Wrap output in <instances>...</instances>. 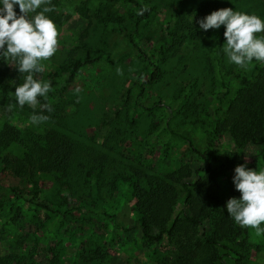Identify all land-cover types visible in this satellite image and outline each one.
I'll return each mask as SVG.
<instances>
[{
  "label": "rangeland",
  "instance_id": "1",
  "mask_svg": "<svg viewBox=\"0 0 264 264\" xmlns=\"http://www.w3.org/2000/svg\"><path fill=\"white\" fill-rule=\"evenodd\" d=\"M87 1L97 14L89 25L74 8L84 0H58L65 15L58 28V48L62 47V37L73 31L78 45L77 34L87 25V47L80 52L91 59L78 69L64 90L58 125L33 124L28 117L20 116L13 122L15 126L32 132L55 127L72 140L99 150L114 148L115 153L110 154L127 158L125 163L149 166L160 175L177 172L189 184L205 182L202 188L208 187L218 198V205L227 210L226 202L237 194L235 166L247 159L250 168L264 170V142L235 146L221 128L222 115L215 109L218 104L224 109L235 95L240 80L231 75L235 69L251 80L264 62L254 59L246 68L230 62L223 52L226 38L219 43V29H209L179 48L176 43L188 21L195 20L188 30L198 24L197 30L204 31L199 20L221 8L264 19V0H146L151 18L131 30L132 43L152 62L157 60L159 78L152 85H144L142 91L137 85L147 80L151 67L137 50L125 51L124 36L131 28L134 10L122 0ZM115 26L128 29L109 30ZM256 35L264 37V32ZM118 56L120 59L111 62ZM41 63L45 72H54L46 61ZM220 75L227 76L226 92L220 85ZM56 78L61 83L65 76ZM153 101L159 105L150 106ZM191 104L196 107L186 111ZM167 126L182 131L190 144L169 135ZM124 177L121 175L113 191L105 193L104 188L95 190L94 180L90 179L92 190L87 198L78 186L69 192L58 189L43 163L36 165V183L16 182L15 193L10 191L12 182L1 177L0 255L11 254L8 264H13L15 256L20 264H168L165 258L170 257L172 242L165 232L159 233L158 226L152 227L150 238L141 235L131 190L133 179ZM175 187L177 198L170 207L166 229L184 205L185 193L178 183ZM33 193L35 198L30 203ZM38 201L49 210L36 207L34 202ZM114 223L123 229L115 228ZM235 224L240 230L236 240L242 239L243 244L237 242L236 254L223 256L221 261L264 264V234L257 236L255 229ZM260 227L264 228V223Z\"/></svg>",
  "mask_w": 264,
  "mask_h": 264
},
{
  "label": "trees",
  "instance_id": "2",
  "mask_svg": "<svg viewBox=\"0 0 264 264\" xmlns=\"http://www.w3.org/2000/svg\"><path fill=\"white\" fill-rule=\"evenodd\" d=\"M109 1L110 3L116 2V0ZM122 1L134 10L131 28L124 36L127 40L125 41L127 45L125 51L130 50V48L137 50L151 67L147 80L141 81L137 85L142 91L144 85H152L158 80L159 67L157 60L152 62L138 46L132 43L131 30L138 29L151 18V8L147 5L146 0ZM211 1L213 0H209V2ZM87 3L88 1L84 0L82 4L74 8L82 18L88 21L87 25H89L92 16H97V14L96 10L87 6ZM51 4L54 6V10L47 15L59 28L65 15L59 9L58 0H51ZM14 7L17 15H19V6ZM145 7L147 10L143 11V14H139L141 9ZM188 23L182 29L188 30L190 24H195V20L188 21ZM87 25L77 34L78 45H76V38H74L75 31L72 34H66L61 39L62 47L58 48L52 58L42 61H46L53 67V73L44 71L35 74V78L51 83V90L47 97L39 98L41 104L51 106V112L45 109L41 113L39 107L33 110L28 105L20 107L15 102V89L23 84L27 73H20L17 68L10 66L3 58H0V178L11 181L10 191L14 192V183L16 182L34 185L36 183V165L43 163L58 189L69 192L78 186L82 191V196L87 198L88 193L92 190L89 184L90 179L94 180L92 184L96 186L95 190L99 191V189L104 188L105 191L102 192L105 193L115 189L121 175L122 178L124 176L131 177L133 179L131 190L135 197L134 210L137 213L141 235L150 238L152 227H161L159 233L165 232L173 244L170 257L165 258L168 264H215L216 262L224 264L221 261L223 256L236 254L234 247L237 245L236 236L240 230L227 210L218 205L216 195L210 193L208 187L202 188L205 182L201 183L196 180L189 184L186 180H181V176L177 172L160 175L152 171L149 166L131 162L125 163L123 160H127V158H122V156L116 158L110 154L115 153L114 148H108L107 152L99 150L72 140L55 127H47L40 132H32L27 127L22 130L13 123L20 116L28 117L30 120L35 111V114H43L49 117L45 123L58 125L64 90L71 83L78 69L91 61L88 54L80 52L87 47L86 39L89 35ZM110 29L125 31L128 28L115 26ZM197 29L198 24L197 28L192 27V30H188L186 33L182 30L177 39V47L194 42L206 32ZM225 30V28H219V43L225 39ZM178 48L172 50L173 53L170 55L174 54ZM118 59L120 56L115 60H110L114 62ZM9 63L14 65L12 61ZM235 70L231 75L240 77L235 95L227 100L224 109L218 104L219 106L215 110L220 111L222 115L221 128L225 129L235 146L242 148L249 144L264 142V64L256 69L257 71L251 80L246 79L245 74L242 76V71ZM61 75L65 78L61 83H58L56 77ZM226 79L227 76L220 75V85L225 89L224 92L228 90ZM158 105V101H153L150 106ZM150 106L145 109H150ZM195 107L196 105L191 104V107L186 111L191 112L190 109ZM166 129L169 135L176 136L190 144L189 137L182 131L169 126ZM217 129L216 124L214 130ZM120 166H123V169ZM247 167L250 168L248 165ZM125 177L124 179H126ZM176 183L181 186L185 193L184 205L179 214L172 218L169 227L166 229L164 227H166L165 222L170 214V207L173 206L177 198ZM34 195L35 193L31 195L30 203L34 201ZM16 196L22 198L21 195ZM235 196L239 198L241 193L237 190ZM67 200L69 199L66 198L65 201ZM34 205L41 209H48L45 204L39 201L34 202ZM114 227L123 229L118 223H114ZM238 237L241 238L242 236ZM239 243L240 245L243 244L242 239ZM10 258L12 259L11 254L0 255V264H8ZM14 259L16 256L13 257V264H20L19 260Z\"/></svg>",
  "mask_w": 264,
  "mask_h": 264
},
{
  "label": "clouds",
  "instance_id": "3",
  "mask_svg": "<svg viewBox=\"0 0 264 264\" xmlns=\"http://www.w3.org/2000/svg\"><path fill=\"white\" fill-rule=\"evenodd\" d=\"M0 5V58L20 73H27L23 84L15 89V102L33 110L39 107L41 113L45 109L51 112V106L41 104L39 99L47 97L51 83L35 78V74L44 71L41 62L52 58L59 47V30L47 15L54 6L51 0H0ZM145 10L146 7L142 8L139 14ZM222 25L226 29L223 52L230 62L241 68H246L254 59L264 62V37L256 35L264 32V19L226 7L199 20L200 28L205 31L219 29ZM117 71L119 74L120 70ZM48 119L47 115L35 114V111L30 117L33 124ZM247 163L246 159L234 169L233 183L241 196L228 199L226 207L236 223L255 229V234L260 236L264 234V228L260 227L264 223V170L248 168Z\"/></svg>",
  "mask_w": 264,
  "mask_h": 264
}]
</instances>
